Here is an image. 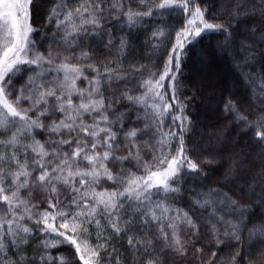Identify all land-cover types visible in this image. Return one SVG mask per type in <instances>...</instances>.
<instances>
[{"label": "snow or ice", "instance_id": "1", "mask_svg": "<svg viewBox=\"0 0 264 264\" xmlns=\"http://www.w3.org/2000/svg\"><path fill=\"white\" fill-rule=\"evenodd\" d=\"M0 264H264V0H0Z\"/></svg>", "mask_w": 264, "mask_h": 264}, {"label": "trees", "instance_id": "2", "mask_svg": "<svg viewBox=\"0 0 264 264\" xmlns=\"http://www.w3.org/2000/svg\"><path fill=\"white\" fill-rule=\"evenodd\" d=\"M143 41H144V35L140 34L138 39L136 40V43L138 45L140 52H146V49L143 47ZM210 88L206 89L205 95L210 94ZM215 105V99L210 98L206 100L203 104L200 105L197 115H198V121L199 125H202L205 129L211 130L214 128L220 127V115L218 111L214 110ZM234 136L233 134H230ZM244 145V141H240V145L237 147V151H240L241 148Z\"/></svg>", "mask_w": 264, "mask_h": 264}]
</instances>
